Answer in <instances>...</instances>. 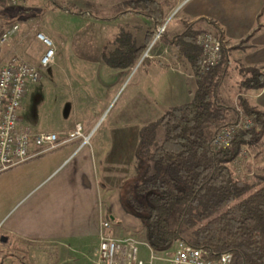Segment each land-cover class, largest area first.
<instances>
[{"label":"crops","instance_id":"crops-1","mask_svg":"<svg viewBox=\"0 0 264 264\" xmlns=\"http://www.w3.org/2000/svg\"><path fill=\"white\" fill-rule=\"evenodd\" d=\"M50 1L53 8L50 14L55 17L64 13L71 15L64 8H57L55 5H59L56 0ZM117 4L102 3L98 5V12L106 14L112 9L122 10L123 5L118 7ZM121 13L126 14L119 15ZM178 14L171 33L166 30L165 39L179 35L185 24L195 22V30L199 34H216V30L220 33L228 57V62L223 64L226 70L234 65L238 69L242 66L264 72V0H185ZM85 15L91 17L84 12V17ZM130 15L123 10L108 17L111 20H105L106 16L99 18L98 23L103 26L113 24L115 29L113 36L107 35L108 38L112 36L113 41L107 47L106 54L116 49L120 30L131 36L136 48L142 49L141 58L136 61L135 66L139 65L138 70H141L142 75L140 81H144L145 88L140 98H135V103L144 102L140 112L142 118L147 119L148 112L154 110L152 103L156 78L166 80V87L173 83L181 88L182 103L189 102L197 89V83L178 51L165 44L163 39L160 44H154L149 57L143 60V55L154 38V35L147 36V32H153L152 21L137 15V20L142 23L129 24L127 20ZM99 34L106 38L104 32L99 31ZM68 35L67 32L65 36ZM38 43L44 51L43 45L39 41ZM74 68L84 72H81V79L88 82L87 91H91L95 82L102 88L100 93L103 94H99L100 97L92 99L89 95L86 101L91 98L93 103L103 101L107 104L116 97L132 69L111 68L103 62V56L100 60L83 61ZM95 69L100 71L96 74L98 81L92 77ZM161 69L168 73L166 78ZM74 81L77 82L75 79ZM35 85L29 86L28 90L36 88ZM161 86L165 101H170L169 94L164 92V83ZM28 90L18 111L21 127H28L35 133H66L72 129V121L56 131H43L26 125L19 113L22 108L25 110L23 103ZM242 95L251 107L264 113V87L258 91L242 89ZM170 105L168 102L167 107L163 108L164 112ZM148 123L144 122V125ZM96 125V122L84 125V133L93 131L91 138H96ZM120 129H106L101 137H97L92 143L89 141V144L80 149L79 141L59 146L0 174V264H26L22 256L9 252L12 248L19 249L18 246L25 245L53 247L58 264H97L100 223L105 221L110 224L109 235L117 239L134 238L139 243V257L148 260L153 251L146 243L145 228L124 205L128 192L126 187H130L137 179L131 162L133 158L135 161L139 128L130 131L129 136L125 135L127 138L120 136ZM263 154L252 153L245 161L246 166L252 169L249 180L254 175L264 179ZM125 158L127 160L123 161ZM165 253H155L160 259L153 264H169L165 260ZM44 262L53 264L46 260Z\"/></svg>","mask_w":264,"mask_h":264},{"label":"trees","instance_id":"trees-1","mask_svg":"<svg viewBox=\"0 0 264 264\" xmlns=\"http://www.w3.org/2000/svg\"><path fill=\"white\" fill-rule=\"evenodd\" d=\"M132 4L138 8L136 14L152 21L153 32H147V36H153L164 23L162 6L154 0H135ZM64 10L84 15V11ZM195 25L185 24L183 31L172 38L162 37L188 64L197 89L189 102L170 107L159 119L140 128L135 150L137 179L126 187L124 205L140 220L146 243L155 253L168 252L180 241L201 251L207 260L229 253L230 264H264V179L257 178L251 185L241 182L227 166L242 147L260 140L264 113L243 97L236 107L220 102L219 87L225 70L221 75L216 67L207 73L200 71L201 49L196 43L199 32ZM216 35L221 37L217 30ZM116 42V49L104 55L103 62L111 68L132 67L141 58L142 49L136 48L123 30ZM227 62L223 49L221 63ZM241 70L246 74L241 82L244 89L258 91L264 87V72L256 68ZM226 113H233L236 121L223 124ZM242 115L253 118L256 127L238 130L228 148L216 149L213 143L219 129L234 126ZM159 129L163 130L160 142Z\"/></svg>","mask_w":264,"mask_h":264},{"label":"rangeland","instance_id":"rangeland-1","mask_svg":"<svg viewBox=\"0 0 264 264\" xmlns=\"http://www.w3.org/2000/svg\"><path fill=\"white\" fill-rule=\"evenodd\" d=\"M56 1L59 8H68L73 11H84L85 13L90 14L92 18L88 15H85V17L84 15L71 16L66 13L63 15L57 14L59 17H55L50 14L53 12L50 0H26V3L22 7H13L7 0H0V30H9L13 26L18 27L17 32L12 34L7 43L0 47V69L14 55L25 62L36 63L43 51V48L39 45L35 37L38 32H43L50 37L55 46V64L48 66L45 69H41L40 80L34 86L36 88H30L28 90L26 101L23 103L25 110L22 108L19 113L20 118L25 121L26 125L43 131H56L71 121L73 122L72 126H74V123L79 122L83 127L84 125L96 122L97 125L94 130V132H97L96 138L101 137L106 129L108 130L112 127L118 129L121 128V134L118 133L120 136L127 138L125 135L129 136L130 131L138 128L140 130L144 125V122L152 123L159 119L161 115H163V108L167 107L168 102H170L171 107L183 104L181 88H177L173 83H171L169 87H166V80L156 78L155 96L154 102L152 103L154 105V110L153 112H148L147 119L142 118V113L140 111L142 110L141 106L144 105V102L138 101L136 104L135 98H140L145 87L144 81H140L142 75L140 72L141 70H138L139 65L135 66V64L132 66V69L129 70L128 76L124 80L120 91L116 97L112 98L110 103L107 104V102L103 101L93 103L90 99L100 97L99 94H103L100 93L102 88L98 85V82H95V84L92 85L93 89L91 88L90 92L87 91L88 87L86 84L88 82L81 79V72H84L76 70L74 67L83 61H96L100 60L101 56L108 55L106 54L107 47L112 45V36L115 33V29L113 24H106V26L99 24V18L105 16L108 18L113 16L116 12L119 13L126 10L127 14H131L127 20L129 24L142 23L140 20H137L138 14L135 13L136 10L138 11V8L132 4L135 0ZM154 1L162 6L165 15L164 23L166 24V28L162 35L163 37L166 30L168 33H171L174 27L173 25L176 24V21L178 20L179 9L185 0ZM105 2H109V4L112 2L118 3V7L121 6V4L123 5V2L125 5H123L122 10L120 8L117 10L112 9L109 13L100 14L98 12V5ZM99 31L104 32L106 38H103L104 35L101 36ZM67 32L69 34L68 37L65 36ZM109 34L112 35L110 38L107 36ZM161 40L156 43L160 44ZM223 49H225V45L222 47V50ZM144 59L145 57H143V60ZM217 66L216 72L219 75H221L222 70L225 69L224 78L219 87L220 102L225 107H236L238 105L239 97H243L242 89L244 88L241 86V82L246 78V74L241 70L242 66L238 69V67L233 65L232 67H229L228 70L224 68V65L221 62ZM161 71L163 72V77L166 78L168 73L165 72V69H161ZM92 73L93 79L98 81L96 74L100 73V71L95 69ZM241 73H244V76ZM74 79L77 82H75ZM81 83L84 85H81ZM161 83H164V87H166L164 92L169 94L170 101H165L166 97L162 95L163 86H161ZM89 95H91V98L86 101V98ZM146 104L152 105L150 103ZM224 115L225 119L223 120V124L236 121L233 113H226ZM244 119L252 120L253 125L249 129L242 130H252L256 127L255 120L245 115H242L234 126L242 122ZM231 127L233 126H225L220 128L219 131ZM162 134L163 130L159 129L157 141L160 142ZM96 138H90V142L92 143ZM251 150L253 155L255 153H264V132L256 144L242 147L238 157L227 165L237 180L250 185L255 183L257 178H261L254 175L253 179H248L251 176L249 174L252 172V169L246 166L245 161L250 154L252 156ZM125 160H127V158L123 159V161ZM135 162L136 160L134 161L133 158L131 162L132 168L134 167L133 171L136 168ZM140 170L138 178L141 175L143 168ZM133 171H131V173H134ZM18 247L19 249L12 248L9 252L13 255L22 256L23 259H25L23 262L26 264H45L44 260H46V262H52L53 264L59 263L55 260L53 247H37L36 245ZM173 250L174 249L171 248L170 251L165 253V260L167 262L171 257Z\"/></svg>","mask_w":264,"mask_h":264},{"label":"built area","instance_id":"built-area-1","mask_svg":"<svg viewBox=\"0 0 264 264\" xmlns=\"http://www.w3.org/2000/svg\"><path fill=\"white\" fill-rule=\"evenodd\" d=\"M7 1L13 7H22L26 3V0ZM165 28L164 23L157 29L143 57H149L151 48L161 40ZM17 30V26L4 30L0 34V47L7 43ZM35 37L44 47L36 64L20 60L14 55L0 69V174L73 141H79L78 149H80L89 144L93 133L85 134L81 123H75L66 133H35L28 127H21L18 111L29 86L39 82L41 69L55 64L56 52L52 39L43 32H38ZM196 43L201 49L200 71L207 73L221 62L224 40L214 33H200L196 37ZM252 125V120L244 119L236 126L222 129L214 139V147L228 148L235 132L249 129ZM109 229V222L100 223L97 264H153L160 259L151 252L148 260H142L139 257V243L134 238H114L109 235ZM168 262L170 264H230L231 255L223 253L216 260H207L201 251L179 241L175 243Z\"/></svg>","mask_w":264,"mask_h":264}]
</instances>
